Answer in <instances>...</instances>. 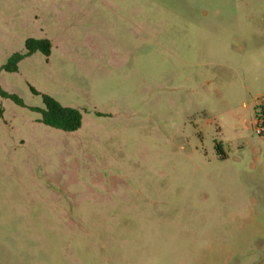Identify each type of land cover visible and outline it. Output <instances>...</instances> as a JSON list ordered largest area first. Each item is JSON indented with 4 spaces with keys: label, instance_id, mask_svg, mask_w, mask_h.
I'll return each instance as SVG.
<instances>
[{
    "label": "rangeland",
    "instance_id": "obj_1",
    "mask_svg": "<svg viewBox=\"0 0 264 264\" xmlns=\"http://www.w3.org/2000/svg\"><path fill=\"white\" fill-rule=\"evenodd\" d=\"M0 90V264H264V0H0Z\"/></svg>",
    "mask_w": 264,
    "mask_h": 264
},
{
    "label": "trees",
    "instance_id": "obj_2",
    "mask_svg": "<svg viewBox=\"0 0 264 264\" xmlns=\"http://www.w3.org/2000/svg\"><path fill=\"white\" fill-rule=\"evenodd\" d=\"M40 52L45 57H49L52 52V44L49 39H28L25 42V51L14 53L3 66V70L8 73H15L18 71L19 64L27 57ZM31 91L36 96H41L44 107L33 108L32 110L39 113L41 116L40 122L50 128L61 130L65 133H73L78 131L83 122L82 113L75 108L61 105L53 97L40 94L33 88ZM0 95L4 98L10 99L17 106L24 107L25 104L21 98L15 94H8L0 90ZM257 118L264 119V109L255 110Z\"/></svg>",
    "mask_w": 264,
    "mask_h": 264
},
{
    "label": "built area",
    "instance_id": "obj_3",
    "mask_svg": "<svg viewBox=\"0 0 264 264\" xmlns=\"http://www.w3.org/2000/svg\"><path fill=\"white\" fill-rule=\"evenodd\" d=\"M256 126H257V132L259 135H262L264 132V119L263 118H258L257 122H256ZM261 126V128H260Z\"/></svg>",
    "mask_w": 264,
    "mask_h": 264
}]
</instances>
